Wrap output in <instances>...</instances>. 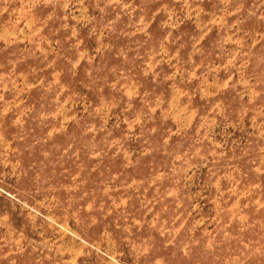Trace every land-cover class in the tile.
<instances>
[{"label": "rangeland", "instance_id": "374dc122", "mask_svg": "<svg viewBox=\"0 0 264 264\" xmlns=\"http://www.w3.org/2000/svg\"><path fill=\"white\" fill-rule=\"evenodd\" d=\"M0 264H264V0H0Z\"/></svg>", "mask_w": 264, "mask_h": 264}]
</instances>
